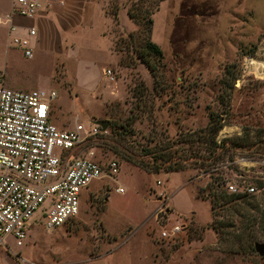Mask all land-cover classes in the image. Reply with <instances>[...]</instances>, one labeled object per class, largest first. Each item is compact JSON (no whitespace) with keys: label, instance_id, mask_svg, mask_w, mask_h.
I'll return each instance as SVG.
<instances>
[{"label":"rangeland","instance_id":"1","mask_svg":"<svg viewBox=\"0 0 264 264\" xmlns=\"http://www.w3.org/2000/svg\"><path fill=\"white\" fill-rule=\"evenodd\" d=\"M12 1L0 0V16L10 10ZM92 3L95 16L104 3L103 11L110 17L111 8L118 6V22L111 17L108 30L113 52L106 54V61H89L82 68L78 60L57 53L48 43L34 48L35 38L28 58L0 24V66L6 64L7 78L15 80L18 90L56 92L51 120L61 129L97 119L109 120L108 128L124 125L125 135L109 130L86 144L95 146L96 160H115L117 171L81 190L79 212L65 224L46 229L36 214L21 245L8 236V248H1L18 253L20 262L108 252L103 257L110 264H264V254L227 244L237 238L227 239L226 231H239V216L248 210L235 214L216 208L212 214L210 200L197 197L198 188L211 180L210 170L192 160H182L185 169L171 172H148L136 164L149 157L143 150L153 147V136L193 137V145L202 146L201 153L207 154L198 134L209 115L217 114L224 123L219 140L245 132L253 144L230 150L232 160L226 155L212 175L255 186L252 194L264 207V185L258 187L264 183V75L256 74L250 64L264 61V0H161L151 15L150 36L160 47L161 58L139 57L143 50L135 35L139 26L127 15L132 0ZM64 39L59 37L58 44L100 45L89 29L74 33L66 43ZM106 69L114 80L104 75ZM60 119L62 126L57 125ZM190 146L181 142L171 149L178 147V154L187 158ZM213 215L234 226L222 227L225 232L217 236L211 227ZM177 223L183 225L181 232L161 238L163 228L169 231ZM256 242H264L260 233L252 245Z\"/></svg>","mask_w":264,"mask_h":264},{"label":"built area","instance_id":"2","mask_svg":"<svg viewBox=\"0 0 264 264\" xmlns=\"http://www.w3.org/2000/svg\"><path fill=\"white\" fill-rule=\"evenodd\" d=\"M41 10L42 0H13L10 10L0 16L11 41L21 46L28 58L32 57L37 29L16 18L33 20ZM104 75L114 80L110 69ZM3 78L0 70V248H8V236L16 245L22 244L36 214H40L46 229L74 218L79 212L81 190L94 179L114 175L118 163L96 160L95 146L86 145L108 134L109 128L103 130L90 120L61 129L51 120L54 90L13 89L4 85ZM225 188L229 193L252 194L256 190L235 179L226 180ZM115 190L123 191L121 187ZM182 227L177 223L169 231L163 228L160 236L174 237Z\"/></svg>","mask_w":264,"mask_h":264},{"label":"trees","instance_id":"3","mask_svg":"<svg viewBox=\"0 0 264 264\" xmlns=\"http://www.w3.org/2000/svg\"><path fill=\"white\" fill-rule=\"evenodd\" d=\"M160 1L161 0H132V5L127 8L129 19L139 26L135 35H137L141 41V47L143 49L142 53L139 55L141 58L149 54H153L157 58L162 57L160 47L150 38L153 23L151 15L154 10L158 8ZM117 13L118 6L114 5L111 8L112 15H110L114 18L115 22H118L116 18ZM151 71L153 72V70ZM223 124L220 116L211 113L207 125L201 132H199V141L206 143L204 148L207 151V154L201 153L202 146L197 145V147H195L193 145L196 141L193 137L187 138L184 136H178L175 140L172 139V141L169 137L157 139V137L153 136L150 138V141H155L153 147H147L143 150V154L149 157H147L144 162H137L136 164L148 172H159L161 170L164 172H171L185 169L182 160H192V162L196 163L199 168H203L207 171L210 170L211 180L206 186L198 188L197 197L210 200L212 214L216 208H229L230 211L232 210L235 214H241L243 210H248L247 213L244 212L239 216L240 225L237 228L240 230L232 232L226 231V238L231 240L233 236H236L237 240L233 238L232 241L227 243L231 248L233 247L238 250L243 248L253 250L254 244L252 245V242L258 236V233L262 235L264 240V207L260 206V201L256 200L253 194L227 192L225 188V177L221 175H212V173L218 170L220 166L219 161H223L226 155L229 156V160H232L230 150L245 148L246 146L253 144V142H251L248 133L245 132L242 136L227 137L219 140L217 136L219 130L223 127ZM111 126L112 125L110 124V133L113 132L122 136L128 132V129H126L124 125L113 124V127ZM170 140L171 144L169 143ZM167 141L168 143H166ZM181 142L191 143V146L189 147L191 153L187 158H183L182 154H178L180 150L178 147L171 149V147ZM263 185L264 183L262 181L258 183L259 188H262ZM205 191H207L206 194H204ZM240 206H242V208H240ZM252 212H254V216ZM247 218H249L248 223ZM232 223L233 222L225 223L222 221H216L213 215L211 227L217 236H219L220 232H225L223 231L224 227H233L234 225ZM257 223L260 225L258 228L256 227Z\"/></svg>","mask_w":264,"mask_h":264},{"label":"crops","instance_id":"4","mask_svg":"<svg viewBox=\"0 0 264 264\" xmlns=\"http://www.w3.org/2000/svg\"><path fill=\"white\" fill-rule=\"evenodd\" d=\"M96 0H42V10L33 20L23 19L21 23L27 25H34L37 29L33 46L39 47L48 43L51 49H56L57 53H66V56L75 58L80 63L82 68H86V63L89 61L100 62L106 61V54L113 52V40L108 33L112 20L103 9L107 3L100 6L101 11L95 16L93 10V3ZM100 1V0H97ZM91 2V3H90ZM108 2V0H107ZM87 5H91L90 9ZM98 19L100 21L97 27ZM85 29L93 30L94 37L99 41L100 45L95 47L83 44H65L63 46L58 44V38L64 36V43L67 42L70 36L74 33H83ZM4 74L3 83L5 86L16 89L15 80L7 78L5 70L6 64L0 66ZM95 119L96 117L93 116ZM57 125L62 126V121L57 120ZM15 252H18L15 250ZM101 253L96 256H84L77 259L55 258L52 260L36 258H24L19 260V255L11 251L0 248V264H110L105 257L106 254ZM103 255H105L103 257Z\"/></svg>","mask_w":264,"mask_h":264},{"label":"water","instance_id":"5","mask_svg":"<svg viewBox=\"0 0 264 264\" xmlns=\"http://www.w3.org/2000/svg\"><path fill=\"white\" fill-rule=\"evenodd\" d=\"M94 122L100 125L103 130L107 129L109 126V120L107 119H97V120H94ZM254 250L258 254L263 255L264 254V242L254 243Z\"/></svg>","mask_w":264,"mask_h":264},{"label":"bare ground","instance_id":"6","mask_svg":"<svg viewBox=\"0 0 264 264\" xmlns=\"http://www.w3.org/2000/svg\"><path fill=\"white\" fill-rule=\"evenodd\" d=\"M256 74L264 75V61H250Z\"/></svg>","mask_w":264,"mask_h":264}]
</instances>
